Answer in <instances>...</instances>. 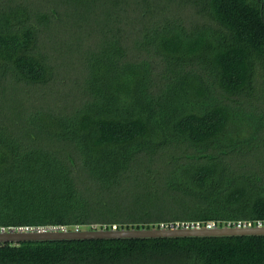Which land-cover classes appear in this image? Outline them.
Returning <instances> with one entry per match:
<instances>
[{
  "label": "trees",
  "instance_id": "trees-1",
  "mask_svg": "<svg viewBox=\"0 0 264 264\" xmlns=\"http://www.w3.org/2000/svg\"><path fill=\"white\" fill-rule=\"evenodd\" d=\"M30 1L0 3V76L22 90L53 77L35 16L47 30L55 20L108 28L129 13L144 51L111 40L86 60L82 106L29 113L37 133L68 144L7 124L0 101V227L264 220V175L226 158L264 140V0ZM20 106L9 113L24 120ZM159 151L163 161L129 175L128 199L95 201L91 183H116ZM0 264H264V235L6 242Z\"/></svg>",
  "mask_w": 264,
  "mask_h": 264
},
{
  "label": "rangeland",
  "instance_id": "rangeland-1",
  "mask_svg": "<svg viewBox=\"0 0 264 264\" xmlns=\"http://www.w3.org/2000/svg\"><path fill=\"white\" fill-rule=\"evenodd\" d=\"M5 1L0 0V3ZM30 2H33L35 7L50 4L49 0H31ZM117 21L120 23H117ZM117 21L108 22V28L104 27L106 23L103 21L98 26L91 21L84 22L81 27L74 28L66 20L61 23L55 20L45 30V27L42 26L43 23H40L37 16L33 17L32 22L36 23V26L42 27L39 31L38 48L46 54L53 69V77L45 85H28L24 86L22 90L10 75L0 76V101L4 109L3 119L7 121V124H15L18 129L28 125L27 130L39 132L29 113L41 110L61 116L69 114L72 110L82 106L89 98L86 91V76L83 74L87 66L86 60L93 50L98 48L99 51L105 48V44L110 45L111 40L120 38L128 51L130 42L133 51L143 52L144 48L138 49L132 45L142 39L143 33L133 34L135 32L133 28L135 21L129 18V13L120 17ZM113 24L121 27L122 34L118 33ZM155 75L157 76L156 73ZM159 78H162V74H159ZM164 80H167V78ZM14 103L21 105L20 108L27 112L28 115L25 119L30 123H27L25 119L21 120V116L9 113ZM7 113H9L8 116ZM37 132L36 134H40V140L45 144H68L64 140L56 139L57 137H53L51 134ZM161 151L152 156L153 161L142 152L143 154L136 159L135 163L130 165L125 173L117 174L116 179L118 181L116 183L107 185L100 182L91 183V194L96 198L95 201H99L101 205L119 198L128 199L129 175H133L131 174L133 172H142V170L149 168V165L154 166L156 163L163 161L165 155L161 154ZM226 158L235 171L254 170L264 175V140L260 144H239ZM88 180V178L85 179L86 182ZM119 218L120 221H123L127 217L119 215ZM102 223L101 219L92 220L91 226L99 227Z\"/></svg>",
  "mask_w": 264,
  "mask_h": 264
},
{
  "label": "water",
  "instance_id": "water-1",
  "mask_svg": "<svg viewBox=\"0 0 264 264\" xmlns=\"http://www.w3.org/2000/svg\"><path fill=\"white\" fill-rule=\"evenodd\" d=\"M264 235V225L215 227H92L60 230H0V243L81 239L177 238Z\"/></svg>",
  "mask_w": 264,
  "mask_h": 264
},
{
  "label": "built area",
  "instance_id": "built-area-1",
  "mask_svg": "<svg viewBox=\"0 0 264 264\" xmlns=\"http://www.w3.org/2000/svg\"><path fill=\"white\" fill-rule=\"evenodd\" d=\"M224 226H236V227H243V226H252V225H264V220H256L255 223L250 220H237L233 222H227L226 224H223ZM192 227V228H197V227H215V226H221L219 225L216 221L210 220L207 222H201L199 220H191V221H176V222H162L158 227ZM14 227L10 228H5V227H0V230H8ZM14 229H21V230H62V229H68L64 225H46V226H20L18 228Z\"/></svg>",
  "mask_w": 264,
  "mask_h": 264
}]
</instances>
